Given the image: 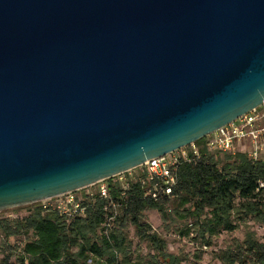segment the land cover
Segmentation results:
<instances>
[{
	"label": "water",
	"instance_id": "obj_1",
	"mask_svg": "<svg viewBox=\"0 0 264 264\" xmlns=\"http://www.w3.org/2000/svg\"><path fill=\"white\" fill-rule=\"evenodd\" d=\"M264 100V0H0V211L79 189Z\"/></svg>",
	"mask_w": 264,
	"mask_h": 264
},
{
	"label": "trees",
	"instance_id": "obj_2",
	"mask_svg": "<svg viewBox=\"0 0 264 264\" xmlns=\"http://www.w3.org/2000/svg\"><path fill=\"white\" fill-rule=\"evenodd\" d=\"M204 141V137L195 141L198 157L178 166L177 183L170 195L161 194L155 200L144 195L139 182L130 181L127 188L111 183V198L121 205L110 225V200L98 195L89 200L84 216L67 218L37 205L27 206L25 216H1L0 236L9 239L31 232L18 245L6 240L3 264H9L12 254L19 264H183L181 255L168 251L167 240L144 220L147 209L157 210L164 221L172 216L187 220L181 234L194 231L207 244L209 237L222 230H236L237 221L248 216L264 224V153L254 161L246 151H210ZM170 201H176L172 210ZM128 224L152 251L149 257L134 255L124 231ZM216 256L222 264H264V241L249 230L242 241Z\"/></svg>",
	"mask_w": 264,
	"mask_h": 264
},
{
	"label": "built area",
	"instance_id": "obj_3",
	"mask_svg": "<svg viewBox=\"0 0 264 264\" xmlns=\"http://www.w3.org/2000/svg\"><path fill=\"white\" fill-rule=\"evenodd\" d=\"M204 138V144L208 150L222 152H234L237 143L247 141L248 147L243 148L242 151H246L251 159L256 161L264 153V100L258 107L219 127ZM198 156L199 147L196 142H192L164 156L151 158L133 169L24 206L37 205L42 211H54L61 216L73 218L84 216L90 205L89 200L98 195L101 198L110 200L112 215L109 216L107 221V224L110 225V222L118 214L121 205L120 202L113 201L111 198V183H119L127 188L130 181L139 182L145 188L144 195L157 200L161 194L170 195L172 193L178 179V166L182 162L192 160ZM120 194L124 196L125 191L122 190ZM5 210L0 211V217L3 216L2 213ZM4 216L12 217V215Z\"/></svg>",
	"mask_w": 264,
	"mask_h": 264
},
{
	"label": "rangeland",
	"instance_id": "obj_4",
	"mask_svg": "<svg viewBox=\"0 0 264 264\" xmlns=\"http://www.w3.org/2000/svg\"><path fill=\"white\" fill-rule=\"evenodd\" d=\"M248 147V142H239L236 144V151H242L243 148ZM125 177V174L123 175ZM176 205V201H170L168 206L172 210ZM27 206H16L6 209L2 215L25 216L28 214ZM144 220L147 221L152 230L163 236L168 242V251L180 254L183 259V264H222L217 258V253L226 248L234 247L237 242L243 240L245 234L249 230H254L257 237L264 241V224L255 221L251 216L238 222V228L234 231L222 230L218 235L209 237L210 243H204V239L196 237L194 231L189 235L181 234V230L186 226L187 220L177 219L175 216L162 220L161 215L157 210L147 209L144 211ZM129 239L132 241V250L134 255L140 254L143 257H149L152 251L146 246V243L140 241L135 233L132 225L128 224L124 228ZM31 236V232L26 235H17L6 239L0 236V264L6 259L7 252L3 245L6 240L13 244H20L25 239ZM9 264H19L17 256L12 254L8 259Z\"/></svg>",
	"mask_w": 264,
	"mask_h": 264
}]
</instances>
